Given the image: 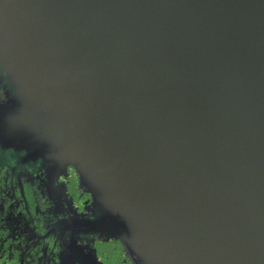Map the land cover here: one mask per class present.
<instances>
[{
  "label": "water",
  "instance_id": "95a60500",
  "mask_svg": "<svg viewBox=\"0 0 264 264\" xmlns=\"http://www.w3.org/2000/svg\"><path fill=\"white\" fill-rule=\"evenodd\" d=\"M0 68V143L75 171L81 231L264 264V0H0Z\"/></svg>",
  "mask_w": 264,
  "mask_h": 264
},
{
  "label": "flooded vegetation",
  "instance_id": "af4514ba",
  "mask_svg": "<svg viewBox=\"0 0 264 264\" xmlns=\"http://www.w3.org/2000/svg\"><path fill=\"white\" fill-rule=\"evenodd\" d=\"M18 97L0 68V118ZM88 204L72 168L0 143V264H130L118 243L75 224Z\"/></svg>",
  "mask_w": 264,
  "mask_h": 264
}]
</instances>
